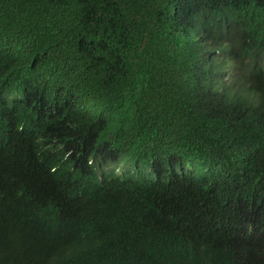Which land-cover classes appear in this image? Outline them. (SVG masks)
Returning <instances> with one entry per match:
<instances>
[{
    "label": "trees",
    "instance_id": "16d2710c",
    "mask_svg": "<svg viewBox=\"0 0 264 264\" xmlns=\"http://www.w3.org/2000/svg\"><path fill=\"white\" fill-rule=\"evenodd\" d=\"M0 240L264 264V0H0Z\"/></svg>",
    "mask_w": 264,
    "mask_h": 264
},
{
    "label": "clouds",
    "instance_id": "9594fccd",
    "mask_svg": "<svg viewBox=\"0 0 264 264\" xmlns=\"http://www.w3.org/2000/svg\"><path fill=\"white\" fill-rule=\"evenodd\" d=\"M89 164H91V162L89 163ZM103 164V163H102ZM106 168H108V169H115V166L114 165H109V164H103ZM119 170H117V172H118ZM0 241H3V240H0Z\"/></svg>",
    "mask_w": 264,
    "mask_h": 264
}]
</instances>
